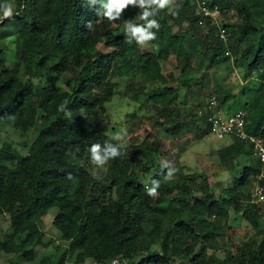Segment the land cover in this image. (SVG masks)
<instances>
[{
	"label": "trees",
	"instance_id": "obj_1",
	"mask_svg": "<svg viewBox=\"0 0 264 264\" xmlns=\"http://www.w3.org/2000/svg\"><path fill=\"white\" fill-rule=\"evenodd\" d=\"M10 1L18 12L0 22V40L15 32L26 81L4 66L0 49V121L23 131L41 117L46 126L37 131L23 157L7 144L0 148V216L7 215L10 231L0 242V252L19 254L30 263L31 247H44L41 217L53 209L51 224L66 243L67 253L75 255L74 264L86 259L104 264L114 257H123L128 264H171L172 258L186 264H264L259 207L248 204L258 165L243 146L232 142L219 152L222 163L239 155L251 162L233 188L216 196L205 177L195 182L183 174L179 146L175 154L152 149L145 141L126 149L106 134L99 116V109L112 96L111 80L122 70L131 71L142 83L159 84L145 94L154 111L153 125L172 139L190 131L198 140L208 131L194 114L200 96L208 91L207 81L202 82L207 77L205 62L208 68L231 64V69L244 70L243 78L252 74L259 83L244 93L245 102L234 111L245 112L246 133L264 139V0H206L222 14L224 44L209 23L205 31L196 26L188 0L169 14L165 0L126 4L122 0H0V5ZM103 6L109 10L102 14ZM138 11L139 24L135 22ZM228 12L234 15L233 22L225 20ZM168 21L178 30L185 23V35L172 32ZM110 22L116 27H110ZM137 27L149 38L141 39ZM195 28L201 34L194 33ZM143 40L155 51L140 52ZM98 43L111 52L94 51ZM172 54L184 66L179 74L184 90L179 102L186 107L180 110L174 105L178 89L163 85L160 73L159 61ZM64 74L68 75L65 90L59 84ZM194 74L200 76L193 78ZM214 94L223 108L232 98L219 87ZM234 105L232 101L228 106ZM93 144L99 145L97 154L90 151ZM95 155L106 168L99 183L86 170L97 161ZM158 157L164 162H158ZM150 172L147 183L160 184L156 197L149 196L141 182ZM171 172L177 176L174 182L166 178ZM241 202L248 207L240 208ZM230 209L260 232L259 241L206 259L203 251L217 248L220 223ZM153 245L157 250H151ZM39 264L50 261L43 257Z\"/></svg>",
	"mask_w": 264,
	"mask_h": 264
},
{
	"label": "rangeland",
	"instance_id": "obj_2",
	"mask_svg": "<svg viewBox=\"0 0 264 264\" xmlns=\"http://www.w3.org/2000/svg\"><path fill=\"white\" fill-rule=\"evenodd\" d=\"M181 2L182 0H166L165 13L169 14V12L180 5ZM9 4L12 5L13 15H15L18 11L14 3L10 1ZM107 10H109V8L103 6L101 13L103 14ZM234 18L231 12H228L225 16L227 22H233ZM140 21L141 11H138L135 22L139 24ZM168 23L172 26V32L185 35V23L181 25L180 30L175 29V25L171 21H168ZM110 27L115 28L116 26L110 22ZM137 29H140V27H137ZM194 31V33L201 34L198 28H195ZM16 42V35L15 32H13L11 36L0 40V49L5 55L4 66L24 82L26 81V76L22 64L18 60ZM138 49L140 52H153L155 51V46L149 45L143 40ZM94 51L105 55L111 52V49L105 47L102 43H98ZM179 62V58L173 54L169 55L166 60L159 61L160 73L164 80L162 84L167 87L177 88L180 94L174 104L177 110L186 107V105L183 106L182 103L179 102L181 96L184 94L183 87H181L183 79L181 75H179L184 66L180 65ZM207 66L205 62L204 70L207 77L202 80V82L207 81L208 91L200 96V106L194 109L196 117L197 112L202 109L208 97L214 94V90L218 87L228 91V94L232 96V98H229L224 104V108L231 112L236 110L237 106L245 102L246 98L244 93L247 90L255 89L259 86V83L252 74L246 75L243 78L245 75L244 70L231 69V64L216 68H208ZM130 72L131 71L122 70L118 76L111 80L112 96L109 101L103 104L102 108L99 109L102 127L106 134L116 141L119 146L126 149L145 141L149 143L152 149L156 148L160 152L169 149L171 154H175L177 152L176 147L179 146L183 149V152L178 153V165L182 168V172L185 176L193 177L196 180L195 182L200 181L201 177H205L212 193L216 196L219 195L222 189L233 188L236 181L240 178L242 169L248 167L251 160L242 155L237 157L233 156V158L231 156H225V163H222L219 158V152L225 145L231 142L229 138H224L221 141H214L201 136L198 140H194L190 131H186L182 136H177L175 139L166 136L158 126L153 125L152 116L154 115V111L145 101L146 92L159 84L150 85L148 83H142L137 75H133ZM66 76L68 75H62L59 80L60 87L64 90L66 88L64 85ZM199 76L200 74H194L193 78ZM232 101L235 105L231 109L228 105ZM45 126L46 123L41 117L37 118L34 127L23 131L11 127L7 120L0 121V148L7 144L15 153L23 157L26 155L27 149L33 141L37 131ZM169 142H172L170 144L171 148L169 147ZM158 162L164 161L162 158L158 157ZM86 170L93 180L99 183L102 182L105 176L106 168L103 161H94L86 166ZM151 175H153V172L144 175L141 180L147 190L153 188L147 183ZM166 178L174 182L177 176L175 173L171 172ZM174 193L175 192H173L172 195ZM156 196L157 195L154 197ZM194 196L197 197V194L194 193ZM238 206L242 209L248 207H245L242 202ZM258 207L257 209H253L258 210L260 216V229H262L264 227V206ZM55 213L56 210L52 209L41 217L42 226L40 230L43 236L41 242L44 247L39 245L31 247L34 251V256L30 263H26L19 254H4L0 252V264H10L12 262H17L18 264H39L43 257L47 258L50 264H74L75 255L67 253L66 243L60 239L58 232L51 224ZM221 224L222 226H220L221 228L218 230V235L216 237L217 248L214 251L208 248L203 251L206 259H208L210 255L232 254L234 249L242 244H250V242L256 243L259 241L260 232L250 229L248 224L241 218V214H235L232 209L228 211V218L223 223L221 222L220 225ZM9 232L8 217L6 214L1 215L0 242L8 238ZM16 242L17 241H15V243ZM25 249H28V247H25ZM151 250H157V247L153 245ZM90 263L93 262L86 259L83 264ZM171 264L186 263H182L178 258H172Z\"/></svg>",
	"mask_w": 264,
	"mask_h": 264
},
{
	"label": "built area",
	"instance_id": "obj_3",
	"mask_svg": "<svg viewBox=\"0 0 264 264\" xmlns=\"http://www.w3.org/2000/svg\"><path fill=\"white\" fill-rule=\"evenodd\" d=\"M188 1L193 5L194 15L197 18L196 26L205 31L206 23H209L215 28L218 41L226 43L224 21L218 7L208 6L206 0ZM196 115L208 126L207 134L204 135L206 139L221 141L229 138L231 142L243 146L249 158L256 161L258 172L253 177L248 204L264 206V139L245 132V112L226 111L219 105L216 94H212ZM104 264H128V262L123 257H114Z\"/></svg>",
	"mask_w": 264,
	"mask_h": 264
},
{
	"label": "clouds",
	"instance_id": "obj_4",
	"mask_svg": "<svg viewBox=\"0 0 264 264\" xmlns=\"http://www.w3.org/2000/svg\"><path fill=\"white\" fill-rule=\"evenodd\" d=\"M165 2H166V0H165ZM122 3L126 4V3H128V0H122ZM0 12H2V17H0V22H2L3 18H11L12 15H13L12 5L11 4H7V3L0 5ZM136 31L140 32L141 39L149 38V37L145 36V34L143 33L142 30L137 29ZM90 151L93 154H97L98 151H99V145L98 144H93L91 149H90ZM113 155H116L115 150H113ZM95 159L97 161H99L101 158H100L99 155H95ZM69 178H71V174H69ZM153 184H154V187L147 190L149 196L157 195V188H159V186H160V184L158 182H156V181H153Z\"/></svg>",
	"mask_w": 264,
	"mask_h": 264
},
{
	"label": "crops",
	"instance_id": "obj_5",
	"mask_svg": "<svg viewBox=\"0 0 264 264\" xmlns=\"http://www.w3.org/2000/svg\"><path fill=\"white\" fill-rule=\"evenodd\" d=\"M230 141H231V140H230ZM230 143H232V142H229V144H230ZM229 144H227V145H229ZM227 145H225V146H227Z\"/></svg>",
	"mask_w": 264,
	"mask_h": 264
}]
</instances>
